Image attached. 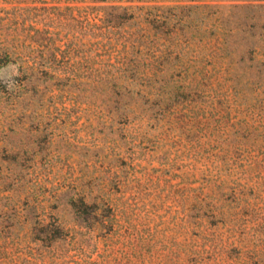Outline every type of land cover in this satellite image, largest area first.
<instances>
[{"label": "rangeland", "instance_id": "374dc122", "mask_svg": "<svg viewBox=\"0 0 264 264\" xmlns=\"http://www.w3.org/2000/svg\"><path fill=\"white\" fill-rule=\"evenodd\" d=\"M0 264H264V0H0Z\"/></svg>", "mask_w": 264, "mask_h": 264}]
</instances>
